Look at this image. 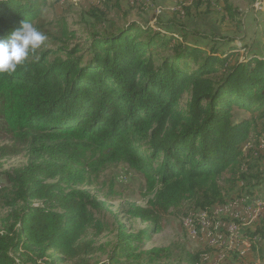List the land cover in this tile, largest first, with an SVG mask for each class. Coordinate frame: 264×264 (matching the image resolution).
<instances>
[{"label": "trees", "instance_id": "1", "mask_svg": "<svg viewBox=\"0 0 264 264\" xmlns=\"http://www.w3.org/2000/svg\"><path fill=\"white\" fill-rule=\"evenodd\" d=\"M46 3L0 0V40L22 21H37ZM226 12L234 18L228 5ZM90 15L104 22V14ZM33 25L44 33L40 22ZM59 33L73 37L63 24ZM90 38L86 62L65 48L64 57L53 53L49 61L41 48L15 73L0 74V120L12 145L1 150L24 149L28 157L4 173L0 188L7 211L0 264H92L98 249L86 234L103 232L96 216L105 204L84 187L115 164L144 177L146 206L129 204L125 214L150 226L132 233L118 223L105 264L169 259L162 248L144 250L163 216L185 202L204 214L224 205L225 173L245 190L264 188L256 150H264V56L238 59L245 46L206 52L134 23ZM163 48L171 54L156 60ZM232 107L250 118L233 122ZM248 143L255 149H244ZM243 232L264 241V218ZM201 256L184 262L202 264Z\"/></svg>", "mask_w": 264, "mask_h": 264}, {"label": "rangeland", "instance_id": "2", "mask_svg": "<svg viewBox=\"0 0 264 264\" xmlns=\"http://www.w3.org/2000/svg\"><path fill=\"white\" fill-rule=\"evenodd\" d=\"M261 1L47 0L38 20L33 24H42L47 40L41 50L49 53V61L54 56L53 53L64 57L60 50L65 48L67 51L77 49L78 55L83 56L86 62L89 59L86 50L94 32L105 34L130 23L151 28L153 32L173 38L174 42H183L206 52L212 46L219 52L245 46V50L241 49L237 53V58L243 59L252 53L264 56V4L261 9L257 6ZM226 5L235 10L234 18L228 16ZM90 12L93 15L104 14V22H97ZM62 24L73 37L66 38L59 33ZM170 54L168 49L163 48L156 50L154 57L160 61L162 57ZM194 67L189 66V72ZM186 100L187 96H184L182 104ZM231 115L233 122L251 116L239 107H232ZM6 146L12 145L0 120V188L6 187L4 173H11L25 166L28 160L24 149L4 155L6 151L1 148ZM247 148L255 149L254 143H248L244 149ZM256 150L264 159L263 148L261 150L257 147ZM256 162L251 160L250 164ZM219 183L226 194V203L215 206L209 214L203 213L209 226L206 229L199 221V211H192L190 202H185L180 208L163 216L160 231L151 237L144 250L162 248L167 250L165 255L169 259L162 258L154 264H187L184 261L188 254H203L202 264H264V241H259L256 237L252 244L248 241V235H243L244 229H253L264 218V188L250 187L245 190L242 183L231 181L229 173L223 174ZM84 189L105 204V210L96 216L103 225V232L97 237H94L92 230H88L86 234V240H92L94 247L98 249L91 263L105 264L115 243L118 223H123L132 233L150 226L125 214L129 204L146 206L149 196L145 195V180L141 174L135 173L124 164H115L98 177L92 178ZM250 191L255 193L249 194ZM6 215L7 211L0 202V230H3ZM188 217H192L196 228L194 234L184 226ZM19 264H22L21 260Z\"/></svg>", "mask_w": 264, "mask_h": 264}, {"label": "clouds", "instance_id": "3", "mask_svg": "<svg viewBox=\"0 0 264 264\" xmlns=\"http://www.w3.org/2000/svg\"><path fill=\"white\" fill-rule=\"evenodd\" d=\"M47 36L26 20L11 33L8 40H0V74H12L31 54L41 49Z\"/></svg>", "mask_w": 264, "mask_h": 264}, {"label": "built area", "instance_id": "4", "mask_svg": "<svg viewBox=\"0 0 264 264\" xmlns=\"http://www.w3.org/2000/svg\"><path fill=\"white\" fill-rule=\"evenodd\" d=\"M263 3H264V0H262L261 3L258 4L257 6L261 9V5H262ZM199 221L202 222V224L205 226V229H206L207 227H209V226L207 225L206 220H205V216H204V214H203V211H200V210H199ZM240 221H241V219H240ZM185 226H190V232H193V233H194V226H191V224H186ZM232 233H234V232H232ZM242 237H243V236H242ZM247 240H248V239H247ZM248 241H250V240H248ZM250 242H252V241H250Z\"/></svg>", "mask_w": 264, "mask_h": 264}, {"label": "bare ground", "instance_id": "5", "mask_svg": "<svg viewBox=\"0 0 264 264\" xmlns=\"http://www.w3.org/2000/svg\"><path fill=\"white\" fill-rule=\"evenodd\" d=\"M262 8V7H261ZM186 224H191V226H194V224H193V220H192V217H188V218H186V220L184 221V226L186 225ZM186 228H187V230L188 231H190V226H185ZM195 231H196V228H195V226H194V233H195ZM191 233H193V232H191ZM193 233V234H194Z\"/></svg>", "mask_w": 264, "mask_h": 264}, {"label": "crops", "instance_id": "6", "mask_svg": "<svg viewBox=\"0 0 264 264\" xmlns=\"http://www.w3.org/2000/svg\"><path fill=\"white\" fill-rule=\"evenodd\" d=\"M263 5V4H262Z\"/></svg>", "mask_w": 264, "mask_h": 264}]
</instances>
